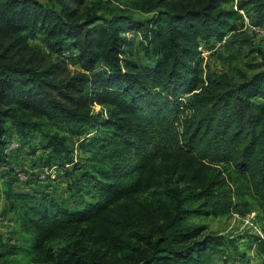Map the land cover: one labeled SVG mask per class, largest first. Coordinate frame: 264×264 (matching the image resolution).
<instances>
[{"label": "trees", "instance_id": "1", "mask_svg": "<svg viewBox=\"0 0 264 264\" xmlns=\"http://www.w3.org/2000/svg\"><path fill=\"white\" fill-rule=\"evenodd\" d=\"M239 10L264 26V0H0V194L36 260L205 264L232 239L194 218L244 215L247 194L264 219V67L234 79L197 49L225 37ZM126 32L142 58L125 54ZM36 35L43 49L28 42ZM36 132L34 154L11 163L8 139L31 145ZM23 164L26 183L61 169L67 194L14 189ZM85 186L93 201L79 199ZM9 242L0 236V258Z\"/></svg>", "mask_w": 264, "mask_h": 264}, {"label": "rangeland", "instance_id": "2", "mask_svg": "<svg viewBox=\"0 0 264 264\" xmlns=\"http://www.w3.org/2000/svg\"><path fill=\"white\" fill-rule=\"evenodd\" d=\"M101 2H109L114 9L125 7L128 0H100ZM144 15L134 12V17L143 18ZM244 13L239 12V17L233 21L232 30L221 39H211L206 48L198 49L203 59V64L212 71L226 72L230 77L239 79L240 73L249 75L264 67V36L253 30V25L244 22ZM125 36L129 38L127 46L124 48L126 55L142 58V52L139 50L137 41L138 36L130 32H126ZM31 44H37L43 49V41L40 35L28 38ZM67 68L69 71L77 69V65L68 62ZM42 130L65 134V129L62 125H52L48 122H43ZM38 132L30 138L31 145H19L14 151H11L13 156L9 157L11 163L16 159H22V154L26 156L29 153L34 154L35 146L38 141ZM12 136V135H11ZM14 137V136H12ZM13 138H9L8 141ZM78 140L75 137L68 136V144L72 151V156L75 160L81 159L85 154L81 153L77 148ZM22 149V150H21ZM19 154L21 156H19ZM16 158V159H15ZM28 159V156L27 158ZM17 161V160H16ZM29 168L28 164L23 166H15L19 173H24ZM48 167H42L38 171H43ZM54 178H45L42 180L32 179L26 183L18 177L13 181V187L20 191H36L47 192L54 197H64L67 194L66 184L62 179V171L54 167ZM1 176V174H0ZM4 178L0 177V182ZM83 201H93L94 190H88L87 186L81 190L80 198ZM246 202L247 212L244 215L236 213H224L215 216H204L193 219V223L205 225L204 233L222 234L226 238H231L232 243L223 246L219 251H215L205 259V264H264L263 256L257 253L255 238H264V219L261 211L257 207L255 201L247 194L243 195ZM15 214V213H14ZM12 212L8 211L5 202L0 194V236L2 240L10 241V245L15 247V252L12 255H6L0 258V264H54L52 261L40 262L35 259L33 248L27 243V233L23 232L19 223ZM63 242L52 243L53 249L56 245Z\"/></svg>", "mask_w": 264, "mask_h": 264}, {"label": "built area", "instance_id": "3", "mask_svg": "<svg viewBox=\"0 0 264 264\" xmlns=\"http://www.w3.org/2000/svg\"><path fill=\"white\" fill-rule=\"evenodd\" d=\"M239 12H242L241 10H239ZM244 22L247 23V20L246 18L244 17ZM253 30L257 33H259L260 35H263L264 36V28L261 27V26H253ZM126 33H124L125 35ZM198 49H201V47L199 46ZM18 143L16 141V139H10L8 142H7V145H6V148L5 150L6 151H11V150H14L16 147H17ZM54 174H55V171H54V166H51V167H48L46 169H44L38 176L39 179H42L44 178L45 175H48L50 178H53L54 177ZM17 177L19 179H24L25 178V175L23 173H17Z\"/></svg>", "mask_w": 264, "mask_h": 264}, {"label": "crops", "instance_id": "4", "mask_svg": "<svg viewBox=\"0 0 264 264\" xmlns=\"http://www.w3.org/2000/svg\"><path fill=\"white\" fill-rule=\"evenodd\" d=\"M20 156V155H19Z\"/></svg>", "mask_w": 264, "mask_h": 264}]
</instances>
